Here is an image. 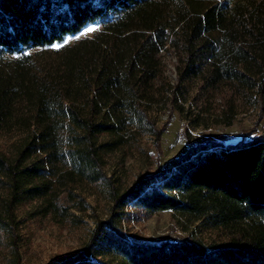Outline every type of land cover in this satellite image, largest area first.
<instances>
[{
  "label": "trees",
  "instance_id": "1",
  "mask_svg": "<svg viewBox=\"0 0 264 264\" xmlns=\"http://www.w3.org/2000/svg\"><path fill=\"white\" fill-rule=\"evenodd\" d=\"M95 21L93 37L49 48ZM187 101L226 126L249 107L260 114L234 143L208 137L124 190L111 186L106 218L55 264H99L89 255L102 251L110 264H264V133H255L264 118V0H0V231L16 244L24 204L37 205L23 220L65 217L69 183L109 181L103 156L123 131L151 135L160 152L166 122L156 128L149 113ZM128 206L175 211L211 240L129 242Z\"/></svg>",
  "mask_w": 264,
  "mask_h": 264
},
{
  "label": "rangeland",
  "instance_id": "2",
  "mask_svg": "<svg viewBox=\"0 0 264 264\" xmlns=\"http://www.w3.org/2000/svg\"><path fill=\"white\" fill-rule=\"evenodd\" d=\"M100 30L101 23L95 21L49 48L72 45L81 39L93 37ZM40 50L36 48L28 52L33 54ZM15 57L5 55L2 60L10 61ZM174 61L175 57L170 53L165 54L166 72L172 80L175 78ZM189 104L188 101L175 107L160 104L154 106L149 113L156 128L162 127L166 122L159 139L160 152L151 135L133 134L131 129L123 131L122 144L103 156L101 167L109 181L69 183L70 187L63 195L64 205L68 208L65 217L48 214L41 218L32 216L23 220L29 212L32 214L37 204L17 206L14 217L17 222L16 244L11 242V235L7 230L0 231V264H55L72 257L83 249L96 222L104 220L109 213L112 204L111 186L118 191L124 190L138 174L162 169L166 160L183 152L188 145L199 143L208 137L224 143H234L254 125L260 114L255 106L249 107L247 111L235 115L232 125L226 126L215 116H203ZM255 133H264V118L258 122ZM0 196H4L1 190ZM124 211L126 215L122 218L121 226L124 237L129 242L159 244L164 240H194L206 244L211 240L207 233L198 231L194 222L175 211L166 210L147 215L130 206ZM103 252L90 254V260L110 264V256Z\"/></svg>",
  "mask_w": 264,
  "mask_h": 264
}]
</instances>
